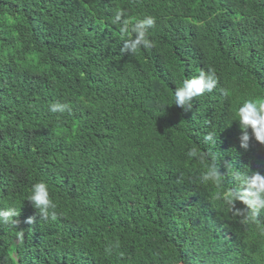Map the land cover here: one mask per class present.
Here are the masks:
<instances>
[{"label": "trees", "instance_id": "trees-1", "mask_svg": "<svg viewBox=\"0 0 264 264\" xmlns=\"http://www.w3.org/2000/svg\"><path fill=\"white\" fill-rule=\"evenodd\" d=\"M118 9L157 18L155 47L121 52ZM208 68L217 90L177 107L175 87ZM261 95L264 0H0V208L24 231L0 225V264H264V211L246 221L214 198L233 169L264 174V146L240 148L234 121ZM212 157L219 188L199 179ZM37 181L55 221L27 201Z\"/></svg>", "mask_w": 264, "mask_h": 264}, {"label": "clouds", "instance_id": "clouds-1", "mask_svg": "<svg viewBox=\"0 0 264 264\" xmlns=\"http://www.w3.org/2000/svg\"><path fill=\"white\" fill-rule=\"evenodd\" d=\"M127 15L125 10L118 9L113 23H120L119 29L124 39L121 52L136 53L139 49H151L155 47V42L149 39V30L154 29L157 18L146 14L142 18H136L135 23L130 19H122ZM219 77L214 68L207 70L201 69L199 74L190 78H185L181 86L175 87L173 91L174 104L185 111L191 109V102L194 98L201 97L205 93H212L217 90ZM223 97H230L232 90L228 87L219 88ZM49 111L52 113L63 114L71 112L69 103L53 102L49 105ZM234 121L238 123L240 135L239 146L245 151L249 150L253 143L264 146V95L260 97L244 99L236 108ZM214 134L209 133L204 137L206 142L213 141ZM186 155L189 159H198L203 161L205 154L198 147L188 148ZM211 155V154H209ZM231 168V164H227ZM200 182L216 185L218 188L224 183V173L212 157L211 162L206 165V170L200 174ZM232 179L235 182L234 187H227L218 191L214 198L222 201L226 209L237 215H243L246 221H255L260 213L264 211V174L259 171H244L233 169ZM27 201L36 210L39 217L45 221H55L57 215V203L51 198L49 186L45 181H37L32 184ZM237 202L244 207L238 208ZM20 211L15 206L0 208V225H6L15 230V238L22 241L24 231L19 227ZM27 224L35 223V217L30 216L25 220ZM116 245L105 247V252L111 254Z\"/></svg>", "mask_w": 264, "mask_h": 264}]
</instances>
